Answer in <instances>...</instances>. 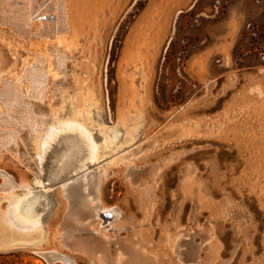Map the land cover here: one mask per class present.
<instances>
[{"label":"rangeland","instance_id":"rangeland-1","mask_svg":"<svg viewBox=\"0 0 264 264\" xmlns=\"http://www.w3.org/2000/svg\"><path fill=\"white\" fill-rule=\"evenodd\" d=\"M45 1L32 2L26 34L0 17V87L16 81L26 95L24 70L43 67L42 94L17 99L44 120L24 125L0 91V119L12 121L0 120V214L12 189L17 211L39 221L11 230L0 217V253L20 264H264V0H61L55 32ZM67 120L90 133L92 160L73 128L39 159L43 128Z\"/></svg>","mask_w":264,"mask_h":264},{"label":"bare ground","instance_id":"bare-ground-1","mask_svg":"<svg viewBox=\"0 0 264 264\" xmlns=\"http://www.w3.org/2000/svg\"><path fill=\"white\" fill-rule=\"evenodd\" d=\"M19 1H22L23 4H22L21 7H24V8H21V7L16 6V5H12L11 2H13V0H5V1L0 0V13H1V11L3 9H6V11H7V13H5L4 16H0V17H1V19H5L7 22H9L12 25V27H14V28L18 29L20 32L26 34V32H28V30H26V29H27V26L29 25V21L31 20V14L33 13V11H31V7L33 6L32 2H34L36 7L39 8V6H41V4L40 5H38V4L39 3H43L45 0H39V2H38V0H33V1L32 0H17V2H19ZM48 4H50L51 11H50L49 15L51 17H50V20H49L48 18H46L47 15L45 14L46 16L44 18L48 19L49 22L48 21L47 22H42L41 21L43 23L44 29L47 30V32H48L49 28H50L49 31H51V32L52 31L53 32L56 31V30L54 31L52 28H54V29L58 28L59 30L65 29L64 26H63L64 25V23H63V11L64 10H62V8L64 6H62L61 0H48V3L44 7H46V6L48 7ZM45 12H46V10H45ZM43 13H44V11L43 12L39 11V14H43ZM36 15H38V13H36ZM33 17H34V15H33ZM45 33H46V31H45ZM40 34H42L41 31H40ZM42 69H43V67L42 68H38V66H36V67L32 66V67H27L24 70V76H25V78L27 80H29L28 86L26 88L27 89L29 88V90L30 89L32 90L30 92L27 90L26 93L28 95H30L31 92H34L32 95L35 94L37 96L42 94V86H43V82H41V80L43 79V75H42V71H41ZM14 83L17 85V87H14V86L10 87L11 84L7 85L6 82H5V84H2L3 85L2 87H0V91H1V94L3 96H6V97L13 96V99L10 100V102H11L10 105L11 106H10L9 110H11V111H13V110L14 111L24 110L23 111L24 112V114H23L24 118H23V116L20 117V118H22L20 121L24 122V125L27 123L28 125H31L30 127H32V128L36 127L38 124L39 125H44V120L42 118L39 119L36 116H34L33 114H31L32 113L31 112L32 111V105H31V103H29L30 102L29 100H27V101L25 100L23 102L24 104H21V103L18 102L17 97L25 99V96L27 94L24 95L25 94V92L23 90L24 88H22L21 85L18 88L19 84L16 81ZM23 92H24V94H23ZM25 102L27 104L26 106H25ZM0 120H2L1 121V125H7V124H11L12 123L11 120L3 118V117ZM16 122H17V120H16ZM14 124H15V122L13 123V125ZM28 125H26V126H28ZM64 128L78 129L85 136V138L87 140V143L89 145V149H90L89 150V152H90L89 158L90 159L93 158V156H94V154L96 152V149H97L96 143L93 141V139L90 136V133L82 126V124H80L79 122H77L75 120H67V121H64L63 123H58L56 125H51L48 128L44 127L43 130H42L43 132L42 133L40 132L41 134H40V136H38L39 138L37 139V137H36V139L38 140V144L36 143V145L38 146V148H37L38 150L36 151L37 157L39 159H41L42 153H44L43 151L45 150L44 148H47L46 146L49 143V141L53 138V135L58 130H61V129H64ZM5 139H8L9 141H11L13 139V136H11V135L7 136V137H5ZM10 186L11 185H9V187ZM6 189H8V188H6ZM6 189H4V190H6ZM8 193H9L8 196H9L10 202H9V204L7 206V209L4 210L0 214V217L4 220L3 223L6 222L10 226L11 230H13L12 227L13 228L14 227L18 228L19 230H22V231H24V230L26 231V230H29V229L33 230V228H35V226H37V224L39 222L38 218H35L33 216H26V215L20 214L17 211L16 204H15V203H17L16 202V200L18 198L17 195L14 192H12V189H8ZM84 203H83V205H85ZM85 206H86V208H84V210L86 211V209H87L88 210L87 213L89 215H91L90 217H92L94 220L98 219V217L101 218V215H102L101 213L106 210L104 208V210L101 211L100 207L92 206L90 204L89 200L86 201V205ZM6 225H5V227H6ZM9 226L7 227V229H9ZM2 229H0V231ZM32 230H31V232H32ZM5 231H7V230H5ZM2 232L5 233L4 231H2ZM9 233H10V231H9ZM14 233H15V231H14ZM0 234H1V232H0ZM4 235H3V237H4ZM10 235H12V232H11V234H9V237H8L9 239L12 238V237H10ZM15 236H14V238H17ZM6 238H7V235H6ZM8 238H7V240L10 241ZM3 240H4V238H3Z\"/></svg>","mask_w":264,"mask_h":264},{"label":"trees","instance_id":"trees-1","mask_svg":"<svg viewBox=\"0 0 264 264\" xmlns=\"http://www.w3.org/2000/svg\"><path fill=\"white\" fill-rule=\"evenodd\" d=\"M0 264H20V263L10 261L6 258V254L0 253Z\"/></svg>","mask_w":264,"mask_h":264},{"label":"water","instance_id":"water-1","mask_svg":"<svg viewBox=\"0 0 264 264\" xmlns=\"http://www.w3.org/2000/svg\"><path fill=\"white\" fill-rule=\"evenodd\" d=\"M4 241H5V240H4ZM52 256H53V258H54V257L57 256V255L54 256V254H52Z\"/></svg>","mask_w":264,"mask_h":264}]
</instances>
